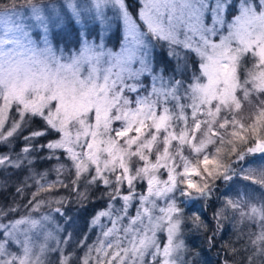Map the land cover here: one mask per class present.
Returning a JSON list of instances; mask_svg holds the SVG:
<instances>
[{
	"label": "snow or ice",
	"instance_id": "1",
	"mask_svg": "<svg viewBox=\"0 0 264 264\" xmlns=\"http://www.w3.org/2000/svg\"><path fill=\"white\" fill-rule=\"evenodd\" d=\"M257 97L264 0H0V264H264Z\"/></svg>",
	"mask_w": 264,
	"mask_h": 264
},
{
	"label": "trees",
	"instance_id": "2",
	"mask_svg": "<svg viewBox=\"0 0 264 264\" xmlns=\"http://www.w3.org/2000/svg\"><path fill=\"white\" fill-rule=\"evenodd\" d=\"M224 187L220 189L221 192H223ZM210 212H212L211 209ZM210 212H208L209 217L211 216ZM206 219H208V217H206ZM247 227L248 224H246V226H241L240 224H237L236 225L237 231H236L230 226L226 233L221 234L222 242H227V241L233 242V240L236 241L235 238L237 239V237L233 238L232 236H235L236 234L243 235V233L245 232V228ZM203 235H204L203 232H196L193 230L189 231L188 234L189 244L194 249V252L200 253L199 257L193 255L189 258H192L193 264H204V262H209V264H218L219 257L216 256V253L220 250L219 245L217 244L216 247L212 249H208L207 244L203 242ZM242 256L238 257L236 264H239L240 259H242Z\"/></svg>",
	"mask_w": 264,
	"mask_h": 264
},
{
	"label": "rangeland",
	"instance_id": "3",
	"mask_svg": "<svg viewBox=\"0 0 264 264\" xmlns=\"http://www.w3.org/2000/svg\"><path fill=\"white\" fill-rule=\"evenodd\" d=\"M261 100H264V97H257L256 99L252 100V103L256 104L257 107H259L258 102ZM227 140H228V137H225V143L216 145V147H219L222 150L221 154L223 155L226 163L232 159V157L230 155V145L227 143ZM189 159H192L193 162H195V159L193 157H189ZM262 162H264V161H256V163H262ZM177 163H179V161H177ZM237 183L241 188H244L245 185H248V188L245 190V197L255 196L258 198H264V192H262L258 186H252V185H249L248 182L240 181V180ZM223 187L224 186H221V188H223ZM233 195H235V194H233ZM208 212H210V209H208ZM210 214H211V212H210ZM239 219H240L239 215H237L235 218H233L231 216V214H229V220L232 224L233 223H234V225L239 224L238 223ZM247 224H248V227L245 228V232L243 233V235L242 234L241 235L236 234L235 236H232L233 238L237 237L238 235L240 236L239 240H237L235 238L236 241L233 240V242H232L236 248H241L245 243H247L249 233L257 232L259 230V221L258 220L255 222H247ZM242 255H243V253L241 254V256ZM189 259L192 260V258H189Z\"/></svg>",
	"mask_w": 264,
	"mask_h": 264
}]
</instances>
